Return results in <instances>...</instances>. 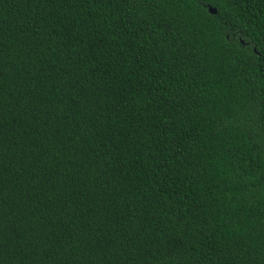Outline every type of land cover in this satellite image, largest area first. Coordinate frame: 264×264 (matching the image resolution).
I'll return each instance as SVG.
<instances>
[{
	"label": "trees",
	"instance_id": "16d2710c",
	"mask_svg": "<svg viewBox=\"0 0 264 264\" xmlns=\"http://www.w3.org/2000/svg\"><path fill=\"white\" fill-rule=\"evenodd\" d=\"M0 264H264V0H0Z\"/></svg>",
	"mask_w": 264,
	"mask_h": 264
},
{
	"label": "water",
	"instance_id": "95a60500",
	"mask_svg": "<svg viewBox=\"0 0 264 264\" xmlns=\"http://www.w3.org/2000/svg\"><path fill=\"white\" fill-rule=\"evenodd\" d=\"M210 11H211V12H213V13H215V12H216V10H215V9H213V8H210Z\"/></svg>",
	"mask_w": 264,
	"mask_h": 264
}]
</instances>
